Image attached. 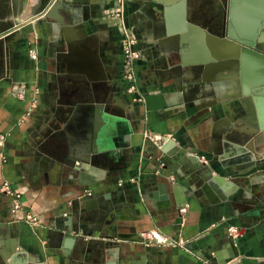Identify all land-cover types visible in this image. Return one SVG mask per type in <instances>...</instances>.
Listing matches in <instances>:
<instances>
[{
    "label": "crops",
    "instance_id": "crops-1",
    "mask_svg": "<svg viewBox=\"0 0 264 264\" xmlns=\"http://www.w3.org/2000/svg\"><path fill=\"white\" fill-rule=\"evenodd\" d=\"M51 2L0 1V187L8 182L22 203L12 213L0 191V264H264V164H233L225 143L232 129L220 127L253 128L243 116L262 113L264 86L248 79L244 89L239 60L229 77L226 37L190 19L192 0L124 2L130 20L140 12L150 22L141 27L148 43L137 76L143 92L155 91L135 101L115 79L114 0H63V24L43 16ZM260 4L243 10L253 16ZM201 62L218 73L222 93L237 91L220 96L212 81L199 82ZM86 87L100 94L83 97ZM90 103L114 117L100 118L110 123L107 153L79 170L65 154L84 149L78 125ZM147 128L162 135L163 152L143 138ZM254 145L264 146V134ZM140 170L137 187L129 180ZM26 211L38 224L23 219ZM147 231L157 242L143 238Z\"/></svg>",
    "mask_w": 264,
    "mask_h": 264
},
{
    "label": "rangeland",
    "instance_id": "rangeland-1",
    "mask_svg": "<svg viewBox=\"0 0 264 264\" xmlns=\"http://www.w3.org/2000/svg\"><path fill=\"white\" fill-rule=\"evenodd\" d=\"M145 1V0H143ZM149 1V0H147ZM116 3V10L113 11V13H110L111 16H114L115 24L113 26V35L115 36V42L117 44L118 53H116V59H115V66H116V74L115 79L117 81H121L123 83V95L127 96L128 98L132 99V95L130 92L127 91H135L138 93L139 97H137L138 100L144 99L145 92H143L140 88V85L138 83V76H137V68L140 61H143V55L141 53V48L146 46L148 43V38L143 35V32L141 31V27H147L150 22H147L143 20L140 12H132L131 14V20L127 14H124V11H122L124 2H127V0H114ZM192 5L190 7V19L198 22L200 26L205 27L204 29L207 30L210 34H213L214 36H227V33L225 31V34H222L221 30L224 24L226 25L229 22V13L231 9V0H192ZM191 4V3H190ZM165 8L166 5L164 4L163 8V18L165 17ZM160 9V8H159ZM188 17V16H187ZM225 18V19H224ZM224 19V21H223ZM202 27V28H203ZM166 29V28H163ZM157 37V35H156ZM158 41V39L156 38ZM240 78V76H239ZM206 79L212 81L215 84L217 94L220 96H225L226 94L233 93L237 91V88L232 90L224 89V93L219 90V75L218 73L213 74L211 77H207ZM243 85L245 86L244 89L248 90L249 87V81L245 77L242 78ZM126 89V90H125ZM125 90V91H124ZM155 91V89H153ZM151 92H154V91ZM146 92V93H151ZM260 97H264L260 96ZM259 97V98H260ZM244 100L245 108H249L251 105V99L248 97L242 98ZM135 100V101H136ZM259 108H260V102H259ZM259 111V110H258ZM258 114V113H256ZM244 121H240L237 123H230V122H224L223 125H220L222 128H231L232 130H236L240 132L238 129V125H241ZM240 123V124H239ZM227 131L229 138L234 143V140L237 141L235 138L237 137L236 132L234 131ZM150 136L153 141L156 142L158 147H161L164 149V141L162 140V135L157 134L150 128H147L144 131L143 138L146 139L147 136ZM154 136V138H153ZM226 150H228L230 155H233L236 151V148L232 146V143H227ZM165 150V149H164ZM191 154L194 156H197V161L208 163V157L205 154H200L195 151H184L185 156L187 154ZM234 160H239V158L233 157ZM249 166V165H248ZM252 167V165H250ZM255 167V166H254ZM201 168V167H200ZM253 168V167H252ZM219 168L212 167L210 168L211 175L213 176V172L216 175H219ZM221 169L224 170L225 167L221 163ZM142 172L136 173L135 177H132L129 182L132 184H137L138 187L139 184V175ZM261 175V174H259ZM262 176V175H261ZM87 193H92V191L88 190ZM184 211H181V213ZM149 231L145 232L144 234H147Z\"/></svg>",
    "mask_w": 264,
    "mask_h": 264
},
{
    "label": "water",
    "instance_id": "water-1",
    "mask_svg": "<svg viewBox=\"0 0 264 264\" xmlns=\"http://www.w3.org/2000/svg\"><path fill=\"white\" fill-rule=\"evenodd\" d=\"M62 5L63 0H52L48 8L43 12V16L46 18H54L59 24H63V18L56 14L58 10L62 9ZM229 26L230 13L229 22L226 25L224 24L222 32L225 34L226 31L227 36H229L232 40H235L239 46L238 60L241 75L245 76L246 79H249L254 85H257L258 87L264 86V45L260 42L258 37L249 40L243 38L239 33H231ZM194 66L200 72L198 81L205 85L209 84L210 80L206 79L204 76L205 63H196ZM79 94L83 95V97H97L100 93L97 89L86 87V89ZM82 105L89 109L87 118L79 122L78 125L81 136L84 138V149L81 151V153H77L76 151H72L70 146L68 152L65 154L66 159L72 161L73 163H77L75 169L79 170L88 168L87 164H95L96 159L107 153L105 152V149L107 148V140L103 128L106 129L110 123L108 122L109 124L104 126L100 118L109 117L113 120L114 117V113L103 104L90 103ZM72 122H75L73 116L71 119H69L68 124ZM117 123L118 121L114 123L113 128H116ZM232 131L236 132L237 137L235 139L237 141L234 140V143H232V146L236 148V151L231 157V162L235 165L246 164L252 165V167L264 164V152L257 155L254 153L253 149L252 151H247V148L245 147V143H247V141L253 137L252 134H243L236 130ZM55 133L56 132H50L47 136H55ZM56 141L57 139L50 138L46 140L51 149L57 148ZM164 149L160 147V151L163 152ZM236 156L239 158V160L235 161L233 157Z\"/></svg>",
    "mask_w": 264,
    "mask_h": 264
},
{
    "label": "bare ground",
    "instance_id": "bare-ground-1",
    "mask_svg": "<svg viewBox=\"0 0 264 264\" xmlns=\"http://www.w3.org/2000/svg\"><path fill=\"white\" fill-rule=\"evenodd\" d=\"M261 2L260 6L256 7L254 10L255 12L252 15L253 11H247L243 10L245 6L250 5L251 2ZM264 17V0H231V9H230V32L233 34H241L243 38L252 40L256 37L260 39V42L264 45V24L262 26L261 20ZM262 26V27H261ZM262 28V29H261ZM259 30V31H258ZM261 30V32H260ZM247 31V34L244 33ZM226 37L225 42H227L228 51H227V71L229 73V77H236L238 76V52H239V46L235 42V40H232L229 36H221ZM200 62V61H196ZM203 63V62H201ZM214 71H211L210 64H205V71L204 76L205 78L211 77L213 75ZM259 101L261 105L264 108V97H260ZM262 110V108H261ZM260 115H253L252 112H247L246 115L243 116L244 119H247L248 122L251 123L253 120L255 122V126L251 128L246 123L243 124V132L240 131V133L243 134H252L253 137L245 143V147L247 148V151L253 150L255 154L259 155L264 152V146L262 147H256L254 144L263 136L264 132V109L261 111ZM191 159L196 160L197 156H192ZM83 249V247L81 248Z\"/></svg>",
    "mask_w": 264,
    "mask_h": 264
},
{
    "label": "built area",
    "instance_id": "built-area-1",
    "mask_svg": "<svg viewBox=\"0 0 264 264\" xmlns=\"http://www.w3.org/2000/svg\"><path fill=\"white\" fill-rule=\"evenodd\" d=\"M126 90V89H125ZM130 92L132 95L133 100H136L137 97H139L138 93L135 91H127ZM2 138V136H0ZM198 158V157H197ZM0 191L8 194L11 197V206L10 211L12 213H16L17 211L22 209V203H21V194L18 190L14 189L8 182H3ZM180 211H184V208H181ZM23 219L31 226H34L38 224L39 219L35 212L26 211L23 215ZM230 232H236L237 228L235 226H230L229 228ZM144 239H147L149 243H155L157 242V236L155 232H148L143 236Z\"/></svg>",
    "mask_w": 264,
    "mask_h": 264
},
{
    "label": "flooded vegetation",
    "instance_id": "flooded-vegetation-1",
    "mask_svg": "<svg viewBox=\"0 0 264 264\" xmlns=\"http://www.w3.org/2000/svg\"><path fill=\"white\" fill-rule=\"evenodd\" d=\"M0 1H2V0H0ZM3 1H5V0H3ZM7 1V0H6ZM244 33H246L247 34V31H245Z\"/></svg>",
    "mask_w": 264,
    "mask_h": 264
}]
</instances>
